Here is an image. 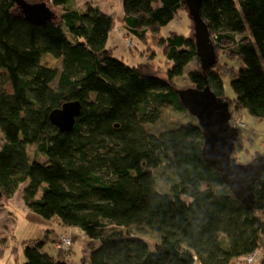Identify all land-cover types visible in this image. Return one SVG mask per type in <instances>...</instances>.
Instances as JSON below:
<instances>
[{
	"label": "trees",
	"instance_id": "16d2710c",
	"mask_svg": "<svg viewBox=\"0 0 264 264\" xmlns=\"http://www.w3.org/2000/svg\"><path fill=\"white\" fill-rule=\"evenodd\" d=\"M122 2L126 33L153 37L163 60L153 50L138 66L114 58L107 44L115 19L89 2L80 8L77 0H50L53 10L45 6L52 17L36 23L13 0H0V209L23 186L28 212L80 228L92 241L81 264L255 258L264 253V173L249 210L204 161L197 119L158 134L147 125L166 107L188 112L179 91L207 87L230 104L232 115L244 111L264 120V0H202L200 15L217 57L209 68L193 36L159 35L188 10L186 0ZM221 54L241 67L221 63ZM48 56L56 59L55 69L42 65ZM192 62L188 87L180 89L175 82ZM226 76H232L234 109L225 97ZM73 102L81 105L80 115L71 131L61 132L50 115ZM241 148L240 136L233 157ZM133 228L160 242L149 243ZM64 237L57 256L45 251L46 240L23 242L24 264H72L73 243L63 245ZM5 249L2 258L7 249L19 250L13 242Z\"/></svg>",
	"mask_w": 264,
	"mask_h": 264
},
{
	"label": "rangeland",
	"instance_id": "374dc122",
	"mask_svg": "<svg viewBox=\"0 0 264 264\" xmlns=\"http://www.w3.org/2000/svg\"><path fill=\"white\" fill-rule=\"evenodd\" d=\"M35 4H48L53 10L50 4V0H26ZM123 0H77V4L80 8L89 2L96 7H99L104 13L110 14L115 19L114 29L111 32L108 40V48L112 50L114 58L122 60L129 66H138L142 63H147L150 50L155 51L159 56L158 60H163L161 50L157 46L156 41L153 37H148L147 41H142L134 36L128 35L122 27V16H123ZM56 14L58 12L56 11ZM172 32H177L186 36H193V22L188 14V10H183L176 17L175 20L162 27L159 35L162 37L169 36ZM149 36H152L149 34ZM236 48L237 45H231ZM221 63H228L230 67L236 69L241 67V62L237 60H231L227 54H221L219 57ZM156 63V61H155ZM154 63V64H155ZM196 62L190 63L184 72V76L176 80L178 88H187L188 80L187 77L192 67H195ZM163 64V63H162ZM42 65L50 69H55L57 62L52 56L46 57L42 61ZM161 67H165L164 64ZM164 69V68H162ZM232 76H226L224 79L225 84V97L231 101L232 109H234V101L236 99L235 92L231 85ZM185 111V110H184ZM179 112L171 107H166L163 111L161 119L154 124L147 125L148 129L152 133H160L167 130L168 126L170 129L177 125H182L187 122H196L189 112ZM233 117L240 119L244 124L241 130V145L242 148L236 151L234 157L240 164H246L252 161L256 156L264 155V120L257 117L251 116L244 111L237 112L233 110ZM34 149L29 148V154L33 156ZM165 183V182H164ZM167 186L166 184L163 185ZM162 187V188H164ZM23 186L19 191L8 201V206L4 209H0V247L9 248L10 243H14L18 247L17 253H12L10 250H6L3 258L0 257L1 264H24L25 257L23 254V242L28 240H46L45 251L53 256H57L61 244L58 241L59 237L67 236L71 243H73V250L69 256L72 264H81L82 258L90 253L89 244L91 240L87 238L85 233L80 228L66 227L56 220H47L37 214L28 212L24 205L22 197ZM2 202V201H1ZM0 202V203H1ZM134 234L148 241L149 243L160 242V237L156 234L151 233L148 230L139 232L137 228H133ZM114 231V228L104 231ZM59 236V237H58ZM12 245V244H11ZM13 246V245H12ZM98 246L95 241L94 248ZM63 252V251H62ZM1 253V250H0ZM19 255V256H18ZM264 258V253L257 254L254 261L250 264H261ZM236 264H249L248 261L244 263Z\"/></svg>",
	"mask_w": 264,
	"mask_h": 264
},
{
	"label": "water",
	"instance_id": "95a60500",
	"mask_svg": "<svg viewBox=\"0 0 264 264\" xmlns=\"http://www.w3.org/2000/svg\"><path fill=\"white\" fill-rule=\"evenodd\" d=\"M19 8L36 23H44L52 17L45 4H29L26 0H13ZM189 16L193 22V38L197 54L203 67L209 68L216 62V54L211 43L208 28L200 15L202 0H186ZM181 105L195 117L204 133L202 156L207 166L216 170L226 186L249 210L255 205V185L264 173V156L257 157L246 164L236 162L233 154L241 136L239 128L231 126L230 104L217 97L207 87L178 92ZM81 105L67 103L50 115L51 123L61 132H69L80 115ZM3 193L0 189V200ZM261 264H264V259Z\"/></svg>",
	"mask_w": 264,
	"mask_h": 264
},
{
	"label": "built area",
	"instance_id": "2783aa9c",
	"mask_svg": "<svg viewBox=\"0 0 264 264\" xmlns=\"http://www.w3.org/2000/svg\"><path fill=\"white\" fill-rule=\"evenodd\" d=\"M231 126L236 127V128H242L244 126V124L240 120L235 119L233 117V118H231ZM61 241H62L63 245H65V246H69L71 243V240H69V238H67V237H64L63 239H61ZM253 261H254V257H251L248 259L249 264L252 263Z\"/></svg>",
	"mask_w": 264,
	"mask_h": 264
}]
</instances>
